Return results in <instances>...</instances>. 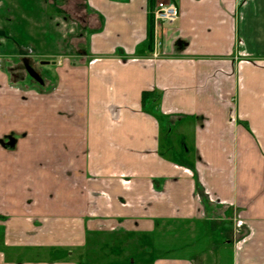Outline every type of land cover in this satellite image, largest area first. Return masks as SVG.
Returning <instances> with one entry per match:
<instances>
[{"label": "crops", "instance_id": "crops-1", "mask_svg": "<svg viewBox=\"0 0 264 264\" xmlns=\"http://www.w3.org/2000/svg\"><path fill=\"white\" fill-rule=\"evenodd\" d=\"M33 1L40 14L0 0V137L26 130L0 141L4 245L75 246L125 228L159 251L143 264H221L228 247L229 264H264V0H174L180 17L163 25L155 61L161 0H68L71 19ZM11 35L14 51L2 46ZM24 56L54 59L46 93L14 89ZM0 264L80 263L0 250Z\"/></svg>", "mask_w": 264, "mask_h": 264}, {"label": "rangeland", "instance_id": "rangeland-1", "mask_svg": "<svg viewBox=\"0 0 264 264\" xmlns=\"http://www.w3.org/2000/svg\"><path fill=\"white\" fill-rule=\"evenodd\" d=\"M20 7H15L16 11L20 10V8H23L27 10L28 12L35 14H40V7L37 5L36 1L33 0H17ZM47 11V10H46ZM50 12V10H48ZM47 11V12H48ZM52 13V12H51ZM13 14L11 15V21L13 23L16 22V28L17 30H20L18 22L22 21V19L18 16L16 19L13 18ZM10 15V14H8ZM10 19V18H9ZM15 26V25H14ZM22 31V29L20 30ZM23 32V31H22ZM11 35L10 37L6 38L4 44L2 45L5 50L8 51H14L15 46L17 45V41L19 40L22 42L20 37H15ZM26 40L31 37H28L26 34ZM27 45V43H23ZM15 58V57H13ZM17 59V58H15ZM48 61L50 63L42 64V61ZM54 59L53 58H40L39 63L35 62V65L38 67L40 71H44L45 75L49 74L56 75V66L53 64ZM41 66H40V65ZM20 71L22 74V68L20 67ZM20 73L19 78L22 77ZM14 79H17V76L14 75ZM14 89L21 90V94L23 95L25 92L35 90L42 93H46L45 87L33 82L30 79V76L26 79L18 80L16 82H13ZM20 100H23L22 98ZM17 127H14L12 129H9L2 137H0V141L3 142H11L16 141V139L23 138L26 135V130L19 131L16 129ZM3 144V143H1ZM39 162V161H38ZM6 218H2L0 220V250L4 251L9 258L10 261L16 262V263H29L34 261H48V262H57V261H72V262H78L80 264H143L144 262H149L153 260L159 251H156L155 249H150V245L147 244L149 242V238L145 237L142 238L141 244L146 243V246L141 245L139 247L135 244L136 238L132 236V233L127 231L125 228L117 229L113 232L105 230V231H95L93 233H88L85 238V241L83 244H77L75 246L70 245H61V246H52V247H42V246H36V247H22V246H13L12 247H6L4 243L6 242V233L5 231L11 228L9 221H6L8 219V215H4ZM31 217V216H30ZM14 228H18L15 227ZM150 236V235H149ZM239 236V235H238ZM217 240H221L219 236H216ZM215 238V239H216ZM11 239V238H9ZM20 238H12V242H20ZM23 243L29 242V245H37L36 239L28 236L23 239ZM10 242V240H9ZM102 247L104 254L102 253ZM69 250H72V252L68 253ZM233 254L232 248H223L219 252V255L222 256V263L221 264H229V261L232 260L231 255Z\"/></svg>", "mask_w": 264, "mask_h": 264}, {"label": "built area", "instance_id": "built-area-1", "mask_svg": "<svg viewBox=\"0 0 264 264\" xmlns=\"http://www.w3.org/2000/svg\"><path fill=\"white\" fill-rule=\"evenodd\" d=\"M179 17H180V9L174 0H161L158 2L153 12L154 42H153V51L151 52L150 60L155 61V60H159L162 57L161 50L163 48L164 43L161 34L163 31V25L174 24L179 19ZM186 170L194 173V170L191 168H187ZM124 182H127V180H124ZM237 216L235 218L236 233L237 231H240L244 227V221ZM245 239H246L245 236L242 237L236 236L234 238V244L237 246V248H240Z\"/></svg>", "mask_w": 264, "mask_h": 264}, {"label": "trees", "instance_id": "trees-1", "mask_svg": "<svg viewBox=\"0 0 264 264\" xmlns=\"http://www.w3.org/2000/svg\"><path fill=\"white\" fill-rule=\"evenodd\" d=\"M45 2H46V5H47L49 10L57 11L59 13L62 12L65 17H69L70 16L66 12L67 11L68 0H64L63 2H61L60 0H45ZM83 16L78 15L76 18L81 20V19L84 18ZM148 37H149V39H148L149 50L152 52L153 51V42H154V19H153V15L150 16V27H149V35H148ZM151 93H152L151 91H145L143 93L144 102L151 95ZM240 237H242V235Z\"/></svg>", "mask_w": 264, "mask_h": 264}, {"label": "flooded vegetation", "instance_id": "flooded-vegetation-1", "mask_svg": "<svg viewBox=\"0 0 264 264\" xmlns=\"http://www.w3.org/2000/svg\"><path fill=\"white\" fill-rule=\"evenodd\" d=\"M25 50H27L28 52H30V53H32V48L30 47V46H25ZM29 53V54H30ZM32 55V54H31ZM31 58V57H30ZM29 57H26V56H24L23 57V59H22V61H21V65L20 66H16V67H14V69H11V71H12V73L13 74H15L16 73V76L18 77V76H20V74H19V72L21 73V69H20V67L22 68V71H23V73L24 74H22L21 73V75L23 76V79H26V78H28L29 76H30V79L33 81V82H35V83H37V84H40V85H44V82L43 83H41L39 80H37V79H35V78H33L32 77V75H31V71H33L34 73H37V74H39L42 78H43V81H45L44 80V77H45V73H44V71L42 72V71H40L39 69H38V67L35 65V62L34 63H32L31 61H32V59H30ZM42 62H46V61H42ZM46 63H48V62H46ZM40 65V64H39ZM41 66V65H40Z\"/></svg>", "mask_w": 264, "mask_h": 264}, {"label": "water", "instance_id": "water-1", "mask_svg": "<svg viewBox=\"0 0 264 264\" xmlns=\"http://www.w3.org/2000/svg\"><path fill=\"white\" fill-rule=\"evenodd\" d=\"M46 62H48V61H46ZM30 73H31V75H32L33 78L39 80L41 83L44 82V81H43V78H42L39 74L34 73L33 71H31Z\"/></svg>", "mask_w": 264, "mask_h": 264}]
</instances>
